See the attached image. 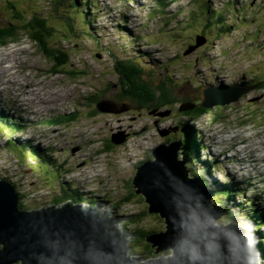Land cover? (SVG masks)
<instances>
[{"label": "rangeland", "instance_id": "1", "mask_svg": "<svg viewBox=\"0 0 264 264\" xmlns=\"http://www.w3.org/2000/svg\"><path fill=\"white\" fill-rule=\"evenodd\" d=\"M55 1L60 0H0L2 25L12 21L14 12L9 5L13 4L26 14L40 10L38 14L48 17L58 34L64 29L73 34L66 25L67 16H73L76 33L72 38L54 40L67 52L66 57L56 51L53 56L45 55L24 32L0 43V70L10 60L9 53L15 55L9 68L14 75L0 77V110L23 124L12 135L10 126L0 121V178L9 177L18 183L17 190L27 194L20 196L25 205L18 204L24 210L69 201L94 205L105 201L101 206L129 215L117 220L132 234L129 255L131 252L147 261L173 254L172 249L156 253L150 241L134 236L136 228L152 230L150 234L166 230V222L159 213L150 212L143 195L135 192L133 177L152 148L176 138L174 132L163 137L159 128L188 121L179 111L186 101L183 99H198L205 85H221L222 79L234 84L241 76L264 72V0H81L79 13L68 7V2L55 9ZM217 11L231 25L229 32L219 30L222 23L212 28L206 25ZM203 30L208 40L192 49L196 35ZM130 56H136L147 71L136 82L123 75L121 63ZM55 57H64L62 67L55 66ZM125 79L146 95L159 84L168 86L178 101L152 109L132 102L126 109L123 96L129 83ZM37 94L50 101L41 102ZM243 96L189 121L210 151L201 148V156H192L186 168L190 177L206 172L208 184H203L215 192L228 180L246 187L244 194L230 202L240 216H252L254 210L247 206L244 210L239 203L264 198V88H251L248 96ZM34 98L37 107L30 102ZM96 104L104 108L111 105L114 110L93 114ZM170 109L171 114L161 115ZM73 113L76 118L70 119ZM120 131L127 134L126 141L107 145L112 133ZM17 137L39 144L51 159L30 158L28 151L20 154ZM180 137L182 134L176 139ZM221 194L216 192L213 202H222ZM56 198L63 202L56 205ZM262 202L255 208L264 210ZM235 213L225 210L215 224L228 223ZM132 218L136 225H129ZM261 231L260 239H264V224ZM255 245L252 241L253 264ZM260 245L264 250V244ZM150 249L153 254L146 251Z\"/></svg>", "mask_w": 264, "mask_h": 264}, {"label": "water", "instance_id": "2", "mask_svg": "<svg viewBox=\"0 0 264 264\" xmlns=\"http://www.w3.org/2000/svg\"><path fill=\"white\" fill-rule=\"evenodd\" d=\"M197 36L192 49L207 40L205 35ZM254 87L242 83L205 85L202 105L236 102ZM98 107L114 110L111 105ZM189 107L185 103L180 109ZM159 129L166 137L179 127ZM126 139L124 131L111 135L114 144ZM188 161L181 138L152 148L137 166L132 180L135 192L144 196L150 212L161 214L166 222V230L153 232L146 239L156 247V253L173 250V254L147 261L143 256L129 255L132 237L121 229L108 208L69 201L20 209L16 185L0 178V264H253L252 241L246 239L244 228L235 221L215 224L225 208L214 205L216 192L212 187L189 176Z\"/></svg>", "mask_w": 264, "mask_h": 264}, {"label": "trees", "instance_id": "3", "mask_svg": "<svg viewBox=\"0 0 264 264\" xmlns=\"http://www.w3.org/2000/svg\"><path fill=\"white\" fill-rule=\"evenodd\" d=\"M66 2H68L67 6L69 8L73 9L74 11H76L78 13H79V10L82 9L81 8L82 7L81 0H60L59 2L55 1L54 2L55 9L60 8V5H58V4L64 5ZM9 8L12 12H14V16H13L12 21H10L6 24H3V25L0 24V27H1L0 28V43L8 42L9 40H12V39L18 37V34H20L21 32H24L31 38L32 41H34L36 43V45L39 47L40 50H42L44 52L45 55L53 56V52H55V51L57 53H59V52L61 54L63 53L65 57L68 55L67 52L63 51L62 47H59L57 43H54V40L57 37L72 38L76 35L75 27L73 25V22H74L73 16H67V18H66V20H67L66 25H67L68 29L70 30V32H73V34L72 33L69 34L66 31V29H64L62 32H59V34H58L56 27L53 24L52 25L50 24L48 17H43L41 15V13H40V15L38 14V12H40V10H32L31 12H28L26 14V12H24L23 10H21V9L18 10L17 7L13 4H10ZM217 13H218V11L213 12L212 15H210L211 17H209V21L206 25H210L209 28H212L213 26H215V23H216V25L222 23V25H220L219 30L221 32H229L231 25L224 22L225 21V15L224 14L218 15ZM211 25H213V26H211ZM202 35H205V37L208 40V37L205 34L204 30L202 31ZM90 39L94 40L95 37L91 36ZM63 54H62V56H63ZM148 56H150V54H148ZM55 59H56L55 66L57 65V66L62 67V64L65 63L64 57L61 60H58V58H56V57H55ZM121 66H122V68H124V71H125V74L123 73V75L125 77H128V78H133V80L135 82L137 80H139L140 77H143V75L146 74V72H147L142 67L140 61L136 60V56L135 57L130 56V58L127 59L126 62L121 63ZM150 73H152V72H150ZM257 73L258 72L249 73L250 75H252V77H250V76L247 77L246 75L242 76L243 81L244 82H245V80L247 81V83H245V84H243V81L242 82H235V83H242L246 87L258 86L260 88H264V72H262V74H259V75ZM121 74H122V72H121ZM125 80H127V79H125ZM128 83L129 84H126V85H129V87L126 88L127 94H125V96H123V97H125L123 100L127 101V105L124 106V108H126V109L128 107H131L130 105H133L132 102L139 104L142 107L151 106V108H148V109H152V108L163 107L165 105H171L172 106V105H175L176 102L178 101V98L173 94V91H171V89L168 86H164V85L159 84L155 89L152 88V91H150L151 92L150 94L146 95L145 91H143V90H137L136 91L135 87L133 86V83H130L129 81H128ZM248 94H249V92H246L244 95L247 96ZM96 100H97L96 102L98 103V98H96ZM183 100H186V101H184L182 103V105L187 103V104H189L190 107L187 109L181 110L180 106H179V111H181L183 116H187L188 121L184 124H179L178 125V127H180L179 132L175 131L174 135H176V138H177V137H179V135L182 134V139H183V141L187 147V154L189 156V161H190V159L193 157L199 158L201 156L200 155L201 148L202 149L203 148L208 149L209 147L204 142L201 141V139L199 138V131L194 129L193 126H190L189 121L190 120L193 121L194 119L201 117L203 114L210 113L211 111L214 110L213 109L214 106L207 107V106L202 105L203 92H202V96H200L198 99L189 97V98H185ZM217 106H222V105L219 104ZM97 110H100V109H99L98 105L96 104V107H94V109L92 110V113L95 114L96 112H98ZM10 116L11 115L9 113H6V112H3L2 110H0V121H4L5 123H7L10 126L11 129L8 130V132H10L13 135V134H15V132H17L16 129H20L23 124L20 122V119H19V122L17 119H14V121H13L12 118H10ZM74 118H76V113H73L70 117V119H74ZM55 119L60 120V121L64 120V118L59 119L58 117ZM189 127H190V130H188ZM176 138L174 137V140ZM179 139H181V137ZM109 141L111 142V144H107V145H109V146L115 145L112 142L111 137H109ZM169 141H171V140L169 139ZM8 143H11V142L8 141ZM15 144L18 146V152H20V154L24 155V152L28 151L30 158L35 157L39 161H40V157H42L45 160H47V158L51 159V155L49 154V152H47L46 150H43L39 144H32L30 141H28L26 139H21L19 137L16 138ZM205 163H207L208 167H210L209 161H205ZM205 176H207L206 172H204V173L201 172L200 174H198V172H196V176H194V178H200V180L202 182L207 183L208 179H206ZM3 178H7L9 181H11V179L9 177L5 176ZM11 182L16 186L18 184L17 182H14V181H11ZM237 184H239V183L238 182H231L230 180H228L226 183H224V185H222V188H221V186H218L219 188L217 187L216 192H222L221 196L224 197L223 200H221L222 202L219 203V205L220 204L223 205L225 210H227L229 212H233V210L236 212L234 216L230 217L228 222H231V221H235L236 223L239 222V225H241L242 228H244V235H245L246 239L249 240V242L256 241V245H255L256 246L255 247L256 253H255L254 264H261V259H264V250H262L259 247L261 246L260 244H264V239H260L261 238V232H262L261 227L264 224V210H259L258 208H255V206H256V204L264 201V198H262V196H258V197H256V199H252V200L249 199L248 204H249L250 209L254 210L253 211L254 214H252L253 213L252 212L251 213L252 216L247 215V214L245 216H240L241 213L237 212L236 205L232 204L230 202V200L234 199L239 194H244L247 191V188L246 187L241 188ZM143 198H144V196H143ZM70 199H72V198H70ZM73 200H75V199H73ZM55 202H57L56 205H59L63 202V200L61 198H56L54 200V203ZM72 202H77V201H72ZM19 204L25 205L22 202H20ZM214 205H217V203ZM240 206H241V208H243L245 210L244 205H240ZM137 215H139V214H137ZM119 217L125 218L122 216H119ZM130 221L131 222L129 223V225H134V224L136 225V223H135L136 221L134 220V218H132V220H130ZM121 229L124 232H126L127 235L129 233V235L132 236V234L130 233L129 230L127 232V229H125L124 227H121ZM151 231L152 230L147 231L146 229L136 228V231L134 232V234H135L134 236L137 239H140L141 241L147 240L146 237L150 234ZM248 233H249V236L247 237ZM154 248L156 249V247H154ZM152 250L153 249H150L149 251L146 250V251L149 252L148 254H153L154 252ZM130 254H134V253L130 252Z\"/></svg>", "mask_w": 264, "mask_h": 264}, {"label": "bare ground", "instance_id": "4", "mask_svg": "<svg viewBox=\"0 0 264 264\" xmlns=\"http://www.w3.org/2000/svg\"><path fill=\"white\" fill-rule=\"evenodd\" d=\"M5 24V23H4ZM6 27V26H5ZM1 28V27H0ZM3 29V28H2ZM10 60H8L7 62H5V63H3V68L0 70V77L1 76H4L5 75V77L7 76V74L8 75H14V74H12V72H10L9 71V68H10ZM13 62V61H12ZM13 66V65H12ZM11 80V79H10ZM221 82H222V84H227L223 79L221 80ZM229 85V84H228ZM231 85V84H230ZM11 86V85H10ZM220 86V85H219ZM13 87V86H12ZM9 89V88H8ZM42 89V88H41ZM40 89V90H41ZM15 92V91H14ZM33 92H35V90L33 91ZM41 92V91H40ZM31 93V92H30ZM20 95V94H19ZM36 98H40V101L41 102H49L48 101V99L46 98V97H44V96H41L40 94H37L36 96H35ZM33 98V97H32ZM36 98H34V99H31V104L33 105V104H35V103H33V100H36ZM35 107H37V105L35 104ZM164 116H166V115H164ZM169 128L170 127H172V126H168ZM167 127V128H168ZM197 130V129H196ZM198 131V130H197ZM164 137V136H163ZM235 137V136H234ZM169 140V139H168ZM165 143V142H164ZM206 144V143H205ZM207 145V144H206ZM208 146V145H207ZM209 147V146H208ZM245 161V160H244ZM187 171H188V173L190 172V170H189V168L187 167ZM231 181V180H230ZM43 184V183H42ZM243 190V189H242ZM18 192H19V194H21L20 196H21V198L23 197V196H25V195H27V194H23V193H21L19 190H18ZM46 196V194H44V197ZM248 201V203H249V199L247 200ZM28 203V202H27ZM106 202L105 201H102L100 204L101 205H103V204H105ZM246 201L245 202H242V204H240L239 203V205H244L245 206V209H247L246 208V206L247 207H249V204H248ZM237 204H238V202H237ZM112 210V211H111ZM110 211L111 212H113V214H114V216L116 217V219L120 222V221H123L124 220V218H120L119 216H122V217H129V215H127V214H122V213H118V212H116V209H115V207H114V209H110ZM117 213V214H116ZM119 215V216H118ZM127 215V216H126ZM158 215H160V216H162L161 214H158ZM130 255H133V254H130ZM138 256V255H137Z\"/></svg>", "mask_w": 264, "mask_h": 264}, {"label": "flooded vegetation", "instance_id": "5", "mask_svg": "<svg viewBox=\"0 0 264 264\" xmlns=\"http://www.w3.org/2000/svg\"><path fill=\"white\" fill-rule=\"evenodd\" d=\"M243 81V79H242V76L241 77H239L236 81H234L233 83H235V82H242ZM213 85V84H212ZM220 85V84H219ZM214 86H216V85H214ZM248 96V95H247ZM246 95H244L242 98H246L247 97ZM179 125V124H178ZM180 128V127H179ZM177 132H179V130L177 131ZM175 134V133H174ZM170 135H172V133L170 134ZM168 138H169V136H168ZM107 144H111V142L109 141V139H108V142H107Z\"/></svg>", "mask_w": 264, "mask_h": 264}]
</instances>
